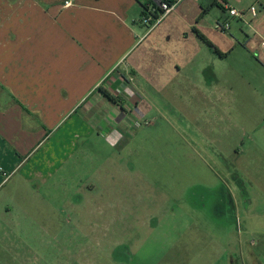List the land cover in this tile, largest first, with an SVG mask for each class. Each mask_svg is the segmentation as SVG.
<instances>
[{
    "label": "rangeland",
    "instance_id": "1",
    "mask_svg": "<svg viewBox=\"0 0 264 264\" xmlns=\"http://www.w3.org/2000/svg\"><path fill=\"white\" fill-rule=\"evenodd\" d=\"M210 9V16L219 11L215 5ZM142 16L137 25L146 32L150 27ZM145 46L130 50L107 75L132 64ZM148 66L138 87L127 75L124 92L141 97L136 107L142 113L132 106L117 132L100 123L116 101L98 99V85L84 98L93 104L90 110L84 100L76 106L86 133L70 148L58 173L60 185L44 184L51 191L43 195L61 209V218L73 221L42 229L30 218L31 237H40L32 244L39 248V264H65L77 252L102 247L96 241L85 244V233L120 238L135 254L130 262L103 258V264H264V93L245 80L236 85L221 77L232 68L229 61L204 67L201 75L191 65L184 73L189 80L166 64ZM214 69L221 79L212 77ZM85 181L97 186L90 203L78 188ZM101 184L108 189L104 199L117 202L103 216ZM72 203L77 210L69 209ZM98 250L104 252L93 251Z\"/></svg>",
    "mask_w": 264,
    "mask_h": 264
},
{
    "label": "crops",
    "instance_id": "2",
    "mask_svg": "<svg viewBox=\"0 0 264 264\" xmlns=\"http://www.w3.org/2000/svg\"><path fill=\"white\" fill-rule=\"evenodd\" d=\"M65 1L0 0V264H39V248L32 244L40 237H31L30 218L33 226L42 229L72 223V219L61 218V209L45 199L43 195L51 190L44 184L60 185L58 173L70 157V148L86 133L85 124L75 116L76 106L93 95L95 86L103 85L118 99L100 121L113 133L132 106L136 114L142 113L136 107L141 97L124 92L127 75L133 76L138 87V76L144 79L141 71L155 61L168 65L172 72L176 68L186 80L190 76L184 73L191 65L197 66L201 75L204 67L229 61L232 68L228 76L221 77L236 85L239 79L245 80L264 93V0H180L146 32L138 25L147 0H71L70 6H65ZM225 3L247 11L245 20L231 18L230 28L221 31L215 23L230 18ZM254 4L253 16L248 8ZM214 5L219 11L210 16L208 8ZM167 20V25L159 28ZM216 31L224 34L218 36ZM142 44L146 46L134 53L132 64L107 75ZM211 73L220 78L215 69ZM102 97L106 98L101 93L98 99ZM86 100L88 111L93 104ZM78 188L89 196L86 201L90 203L97 186L85 181ZM98 188L103 216L117 202L104 199L107 186ZM69 209L78 208L72 203ZM46 211L48 225L44 222ZM106 223L103 219L102 225ZM94 241L102 247L77 252L65 264L135 259L120 238L83 236L85 244ZM115 247L119 248L117 255ZM98 248L104 252L93 251Z\"/></svg>",
    "mask_w": 264,
    "mask_h": 264
},
{
    "label": "built area",
    "instance_id": "3",
    "mask_svg": "<svg viewBox=\"0 0 264 264\" xmlns=\"http://www.w3.org/2000/svg\"><path fill=\"white\" fill-rule=\"evenodd\" d=\"M152 2H150L147 5V15H143L142 16V22L144 24H147L148 22H150L152 15L151 13L155 11L156 6H158L159 8L163 9L164 13H162L160 15V17L156 20L155 23H157L163 16H165L171 9H173V7L180 1V0H150ZM72 4L71 0H66L65 1V6H70ZM225 7L226 10L228 12V15L230 16V18L225 19L224 21H217L215 23V27L221 31L224 30H228L230 28L231 25V18H237V19H242L245 20V16H246V11L247 10H240L235 6H232L229 3H225ZM249 11L251 12V14L254 16L256 15V5H252L250 6V8H248ZM154 23V24H155ZM264 45V41L262 42Z\"/></svg>",
    "mask_w": 264,
    "mask_h": 264
},
{
    "label": "trees",
    "instance_id": "4",
    "mask_svg": "<svg viewBox=\"0 0 264 264\" xmlns=\"http://www.w3.org/2000/svg\"><path fill=\"white\" fill-rule=\"evenodd\" d=\"M152 2L150 0H147L146 2L143 3V11H142V14L143 15H147V5ZM164 13L163 9L159 8L158 6H156V9L154 12L151 13L152 15V18L150 20V22L147 23L148 27H152L154 25V23L156 22V20L160 17V15ZM199 36L201 38H203L207 43L209 44H212L209 40L206 39V37L201 34L200 32H198ZM97 89L103 93L107 98H109L110 100H113V101H118V99L112 94L110 93L106 88L103 87V85H99L97 87Z\"/></svg>",
    "mask_w": 264,
    "mask_h": 264
}]
</instances>
